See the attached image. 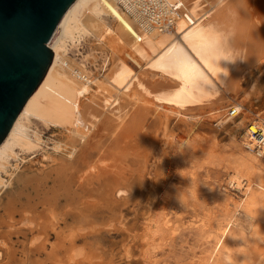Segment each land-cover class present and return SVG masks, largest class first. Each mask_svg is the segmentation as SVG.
Returning <instances> with one entry per match:
<instances>
[{
	"label": "rangeland",
	"instance_id": "1",
	"mask_svg": "<svg viewBox=\"0 0 264 264\" xmlns=\"http://www.w3.org/2000/svg\"><path fill=\"white\" fill-rule=\"evenodd\" d=\"M185 1L169 0L176 7ZM259 3L264 12V0ZM218 12L212 21L225 24L229 11ZM103 18L110 32L103 38L83 31L65 38L60 30L54 44L64 41L61 59L73 70L66 68L55 83L33 95V113L23 118L32 147L14 146L1 166L0 264H33L35 259L37 264H264V200L259 197L264 194V159L257 158L252 168L240 161L246 152L241 142L246 126L256 119L264 122V66L255 64L264 56L252 59L233 100L218 112L203 111L211 98L202 90L198 96L205 97L204 103L199 99L196 104L202 113L192 118L145 106L133 92L123 94L128 114L122 122L141 104L142 137H123L115 149L119 152L110 154L107 136L82 139L75 130L83 100L103 103L93 93L99 92V81L110 68L107 42L115 28L111 16ZM173 51L167 64L152 69L168 77L153 81L144 72L142 80L156 87L165 83L162 87L171 90L186 87L179 96L190 99L192 86L201 84L191 82L185 66L174 68L185 55ZM130 65L143 75L136 63ZM72 82L89 87L85 92ZM154 93L158 101L169 98L168 93ZM237 104L241 114L221 127L222 115ZM89 139L97 144L90 149L93 171L80 160L87 159ZM71 145L81 154L75 160L69 156ZM253 196L258 202L250 204ZM44 207L50 211L46 216Z\"/></svg>",
	"mask_w": 264,
	"mask_h": 264
},
{
	"label": "bare ground",
	"instance_id": "2",
	"mask_svg": "<svg viewBox=\"0 0 264 264\" xmlns=\"http://www.w3.org/2000/svg\"><path fill=\"white\" fill-rule=\"evenodd\" d=\"M259 1L260 0H186L183 5L176 7L171 5L169 0H78L70 10L61 28V31L63 29V37H73L76 32L80 31L93 33L101 38L110 35L108 23H106L103 18L104 15H109L114 19L115 28L113 30V37H109L107 42L110 50V68L101 81H99V92L97 91L98 93L95 95L93 93V96L100 100L102 99L103 103L91 99V102L83 100L79 104L77 110L79 116L75 126L76 134L82 139H85L87 136L89 138L90 135L96 134L101 138L107 136L108 140L111 139V146L108 148L110 149V152L108 151L110 154L118 148L119 142L121 143L124 141H121L123 137L131 135L140 137L142 135V124L145 117V114L140 110L141 104L138 103L136 109L122 122L124 115L128 112L125 111L128 104L124 103V101L123 103L121 102L124 99L122 97L123 94L128 95L130 92L136 94L139 102L145 103V106L166 109L171 113L186 118H192L195 116L194 114L201 115L202 112L200 109H196V104L200 101L199 99L202 100V97H204L198 96L201 90L204 92L203 95L205 94L206 97L209 96L211 98L208 97L210 103L205 101L208 104L202 105L204 112L205 109L211 111V113L212 111L218 112L219 109L226 107L227 103L233 100L234 93L237 91L236 87H238L244 75L252 68L249 63H252L253 58L260 55L264 56V12L260 10L262 6H260ZM220 8H224L230 13V16L227 15V19H222L225 24H216V22L212 21L219 13L218 11ZM222 11L223 10L220 12L221 15ZM163 17H167V21H164ZM232 17L233 22L230 23ZM215 18L217 19V17ZM255 20L258 21L257 24ZM168 21L173 25L172 29H168ZM239 40H242V44L239 43ZM63 43L64 41L60 40L52 46L51 49L54 52V59L33 95L43 85L55 83L66 68L70 69V66L61 59V47ZM172 51L175 53L179 52L182 56L185 55V60L180 58L181 60L177 62L174 68L179 70L177 67L185 66L189 70L191 82H193L192 80H196L195 82L198 81V84H201V88L199 86L197 87L195 83L194 86L190 84L193 90L189 92L191 96L193 94V100L192 98L189 99V95L187 96V94H182V97L179 96V91L183 90L181 87L171 90L170 86V88H168L166 85L164 88L162 86H164L165 83L164 85L160 83L157 87L161 86L162 88L159 87L158 89H154L156 87L154 82L149 83L142 80V78L145 77L144 72L146 74H152L153 81L158 78L168 77L164 72L161 73L159 70H157L158 73H153L152 69L167 64L168 53ZM230 56L234 57V59L229 60ZM187 57H189V60ZM130 61H133L140 67V72H143H141L143 77L139 76L132 68ZM257 61H259V59ZM255 64L264 66V57L263 60L261 59L259 63L256 62ZM72 67L71 69L73 70ZM181 69L178 71L179 73ZM225 70H227V72L223 73ZM185 74L188 73L185 72ZM78 75L80 76L81 73ZM185 76L187 77V75ZM190 76L187 78H190ZM77 82L75 84L72 82L74 84L73 87L76 84L79 85L78 88L76 87L77 89L82 86V89L85 91L87 90L85 87H89L87 85L84 87L83 84ZM186 83L187 80L185 81V84ZM212 83L213 85H211ZM172 84H174V82ZM176 84L178 86L179 82L177 81L175 85ZM166 88L169 90V93L165 92L168 91ZM185 88L186 87H184L183 91H185ZM155 91L160 94L159 97L164 96L165 93L167 95L168 93L167 96L169 98L164 99V97H162L163 99H160V101L155 97L153 99L152 95L155 94ZM33 95L27 101L9 135L0 145V169L6 158L12 153L14 146L18 145L24 148L32 147V142L27 133V126L23 123V118L26 117L28 113H33V107L30 105ZM132 97H134V95ZM203 99L205 100V97ZM204 100H202L203 103ZM199 107L200 106H198V108ZM234 107L237 108L241 114L243 110L242 105L237 104ZM134 108L135 107H133V109ZM222 116L223 119L220 121L221 127L234 120L228 113ZM253 122H259V120L256 119ZM101 131L107 133H102L100 135L99 133H101ZM97 143L101 144L99 140ZM87 145L89 148L83 156L87 158L85 161L80 156L81 154L78 153L79 150L76 146H70L72 147V151L69 156L72 160L80 156V160L82 161L81 164H89L88 167H91L90 171H93L95 167L93 165L94 162H90L89 160L92 156L90 149L97 147V144L89 139L87 140ZM80 150L82 151V149ZM105 151L106 150L102 148V155ZM115 151V153L119 152L118 150ZM246 152L240 157V161L242 164H246L252 168V165L258 161V157L250 154L248 151ZM30 179L31 178H29L27 182H30ZM67 183H69V180ZM39 184L40 182L37 183V186ZM42 191L41 194L45 193ZM259 197L264 200V194ZM56 198L57 196L55 195L52 197L54 201H56ZM44 199L45 198H43V200ZM52 199L49 200L51 201ZM256 201L257 197L253 196L250 204H254ZM49 212L48 209H45L43 214H48ZM47 214H45V216ZM52 217L54 216L52 215ZM37 261V259H35V261L33 260V264H37Z\"/></svg>",
	"mask_w": 264,
	"mask_h": 264
},
{
	"label": "water",
	"instance_id": "3",
	"mask_svg": "<svg viewBox=\"0 0 264 264\" xmlns=\"http://www.w3.org/2000/svg\"><path fill=\"white\" fill-rule=\"evenodd\" d=\"M77 1L0 0V145L48 71Z\"/></svg>",
	"mask_w": 264,
	"mask_h": 264
},
{
	"label": "built area",
	"instance_id": "4",
	"mask_svg": "<svg viewBox=\"0 0 264 264\" xmlns=\"http://www.w3.org/2000/svg\"><path fill=\"white\" fill-rule=\"evenodd\" d=\"M163 19L167 21V17H163ZM172 28L173 25L168 21V29ZM228 115L236 118L240 115V112L232 106L228 109ZM241 142L246 151L264 159V122L249 123L241 135Z\"/></svg>",
	"mask_w": 264,
	"mask_h": 264
},
{
	"label": "clouds",
	"instance_id": "5",
	"mask_svg": "<svg viewBox=\"0 0 264 264\" xmlns=\"http://www.w3.org/2000/svg\"><path fill=\"white\" fill-rule=\"evenodd\" d=\"M232 59H234V57L230 56V57H229V60H232ZM241 59H242V57H241Z\"/></svg>",
	"mask_w": 264,
	"mask_h": 264
}]
</instances>
